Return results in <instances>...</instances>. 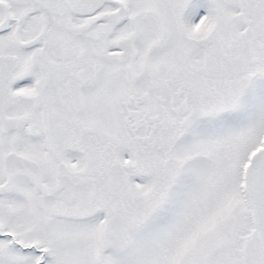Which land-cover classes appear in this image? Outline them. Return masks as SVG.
I'll return each mask as SVG.
<instances>
[{
  "label": "snow or ice",
  "instance_id": "6c2138e0",
  "mask_svg": "<svg viewBox=\"0 0 264 264\" xmlns=\"http://www.w3.org/2000/svg\"><path fill=\"white\" fill-rule=\"evenodd\" d=\"M0 264H264V0H0Z\"/></svg>",
  "mask_w": 264,
  "mask_h": 264
}]
</instances>
